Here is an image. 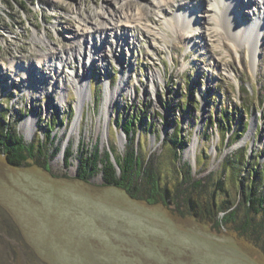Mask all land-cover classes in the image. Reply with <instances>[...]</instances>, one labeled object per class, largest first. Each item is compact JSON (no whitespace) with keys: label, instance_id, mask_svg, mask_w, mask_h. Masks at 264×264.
Listing matches in <instances>:
<instances>
[{"label":"rangeland","instance_id":"374dc122","mask_svg":"<svg viewBox=\"0 0 264 264\" xmlns=\"http://www.w3.org/2000/svg\"><path fill=\"white\" fill-rule=\"evenodd\" d=\"M158 1L0 0V110L9 107L7 122L27 142L43 143L52 171L34 162L15 167L0 154V264H264V254L233 233L105 184L107 152L113 161L132 147L143 156L163 151L177 128L185 142L179 163L196 177L220 175L235 153L264 164V36L253 56L250 42L234 40L227 15L215 24L216 0H191L189 8L165 0L163 13ZM235 9L245 26L264 18L263 0H237ZM189 13L190 29L178 19ZM98 23L114 31L96 32ZM84 33L93 42L79 50ZM37 34L47 35L55 56ZM73 69L87 81L82 112ZM26 70L45 77L47 92L29 88L39 83ZM120 86L106 110L107 89ZM132 117L133 139L118 125ZM91 153L97 171L82 181L81 161Z\"/></svg>","mask_w":264,"mask_h":264},{"label":"trees","instance_id":"16d2710c","mask_svg":"<svg viewBox=\"0 0 264 264\" xmlns=\"http://www.w3.org/2000/svg\"><path fill=\"white\" fill-rule=\"evenodd\" d=\"M8 111L9 107L0 110V154L12 166L34 162L52 173L43 143L27 142L24 135L7 122ZM134 118L118 122L132 139ZM52 132L48 127L45 136L52 138ZM204 132L210 137L207 130ZM232 136L230 140L235 139ZM184 145L181 130L177 128L165 141L163 151L143 156L133 147L129 148L122 157H116L120 172L111 159L112 154L107 152L102 160L105 184L123 189L131 198L162 204L178 216L194 217L216 232L225 229L264 254V164H253L246 153H235V157L222 162L224 176L209 173L196 177L190 164L179 163L177 147L182 150ZM71 156L72 150L68 149L66 164ZM97 160L98 153L82 159L78 173L82 181H88L89 175L97 171ZM196 162L201 165L198 155Z\"/></svg>","mask_w":264,"mask_h":264},{"label":"bare ground","instance_id":"6f19581e","mask_svg":"<svg viewBox=\"0 0 264 264\" xmlns=\"http://www.w3.org/2000/svg\"><path fill=\"white\" fill-rule=\"evenodd\" d=\"M190 1L191 0H183L181 3H179V7L187 6L189 8L191 5ZM166 2H165V0H159L158 1L159 5H160L159 8L161 10V13H163L165 11V8L163 6H164V4H166ZM236 2H237V0H216L217 11H216L215 16L213 17V20H214L215 24L220 25V19H223L227 15L229 17V19H227L228 20L227 21L228 28L230 27L229 29L232 32H234L235 37H236V38L234 37V40L240 39L243 42L244 41L250 42L252 45V55L256 56L258 53V47L257 46L259 45L260 39L264 36V30L262 28L263 24H264V18L255 20L254 21L255 23H253L251 25L245 26V24L239 23L238 19H237L238 13L236 12V9H235ZM139 10H140V14L148 15L146 9L139 8ZM222 11L224 13L223 15H221ZM194 16L195 15L193 13H189V14H186L182 18L178 17V19H181V21L183 23H185V27H188L190 29L191 25L193 23ZM127 26H125L124 28L122 27V29H121L122 34H124V35L129 34V31H127L129 29V27H127ZM94 28L96 29V32H98L99 30L105 31L106 29L110 30V31H114V27H112V26L109 27V23H106L104 25L101 23H98V24H96V26ZM213 33L215 35H221V34H219L220 32L218 30L213 31ZM101 37H102V35H101ZM124 38H125V36L123 37V39ZM45 39H47L46 34L35 35V40L39 43H43V45L47 44ZM85 41H87L88 43H92L93 39H92V37L86 36L85 33L82 34L81 36H79V38L77 40V42H78L77 49L83 50ZM95 41L98 42V38L95 39ZM47 45H49V44H47ZM63 48H67V46L64 45ZM49 49H50L51 55L53 54L55 56V54L58 53L57 49L54 46L49 45ZM40 55H41L40 56L41 57L40 62L48 61V54L40 53ZM89 56H91V55H89ZM23 63H24V67L26 69H30L31 62L23 60ZM10 67H11V70L15 71L16 74L18 71H20V69L16 66L14 61L10 62ZM73 71H74V73H73L74 75H72V73H71L69 76L71 77V79H72L71 81L73 82V84L76 88L78 86L77 84L80 85L79 86L80 89L77 88L78 89V96H79L78 104L80 105L81 112H82V110L84 109L85 98L87 96V92H86L87 81L85 80V77L82 75H79V73L77 71H75V69H73ZM25 74H26V76H28L27 79H29V81L36 80L39 83V84H37V86H33L32 83H30L29 88H31V86H32L34 90L38 91L39 89H41L42 91H44V93L47 92L45 90V88H46L45 87V82H46L45 77H40L33 70L32 71L26 70ZM160 78L161 77H160L159 71L156 70V71L151 72V79H152L153 85H156V80H159ZM8 80H9L8 77L4 78V81L6 83L9 82ZM56 85H58V83H56ZM119 90H123V87L120 86V87L116 88L114 91L107 89L108 94L106 95V99H105V101L107 103L105 106L106 110L108 108H111V105L116 100L115 94L117 92H119ZM125 90H128L129 92L136 91V87L130 86V88H125ZM35 123H36V119L32 116V117H29L27 119V121L25 122V125H26V127L30 128Z\"/></svg>","mask_w":264,"mask_h":264},{"label":"water","instance_id":"95a60500","mask_svg":"<svg viewBox=\"0 0 264 264\" xmlns=\"http://www.w3.org/2000/svg\"><path fill=\"white\" fill-rule=\"evenodd\" d=\"M113 162H114V164L115 165H117V162H116V159H113ZM128 195V194H127ZM129 196V195H128ZM130 197V196H129ZM131 198V197H130ZM131 199H134V198H131ZM135 200H138V199H135ZM139 201H143V200H139ZM143 202H145V201H143ZM149 204V203H148ZM150 205H158V204H150ZM160 205H162V204H160ZM225 230V229H224Z\"/></svg>","mask_w":264,"mask_h":264}]
</instances>
